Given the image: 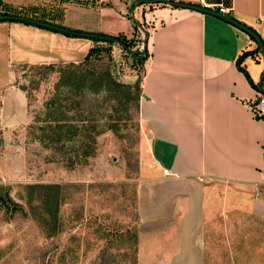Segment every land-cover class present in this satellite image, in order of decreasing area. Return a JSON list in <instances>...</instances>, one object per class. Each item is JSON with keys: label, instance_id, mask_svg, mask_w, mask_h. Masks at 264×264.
Instances as JSON below:
<instances>
[{"label": "crops", "instance_id": "0c3cea01", "mask_svg": "<svg viewBox=\"0 0 264 264\" xmlns=\"http://www.w3.org/2000/svg\"><path fill=\"white\" fill-rule=\"evenodd\" d=\"M134 1L144 0H0L3 9L79 32L143 40L130 18L137 15L139 24L150 26L144 30L148 58L137 113L146 175L135 188L137 264H204L203 234L212 225L232 213L264 224V116H254L259 92L245 74L253 84L264 82L243 66L260 65L264 53L255 52L258 45L248 34L216 16ZM204 3L216 12L228 9V17L255 31L264 44V0ZM74 13L94 20L83 24ZM92 47L90 39L0 22V60L6 67L0 68L1 134L24 133L30 120L26 91L15 84L17 63L79 64ZM247 51L255 57L241 59ZM128 78L124 83L136 81L134 74Z\"/></svg>", "mask_w": 264, "mask_h": 264}, {"label": "rangeland", "instance_id": "374dc122", "mask_svg": "<svg viewBox=\"0 0 264 264\" xmlns=\"http://www.w3.org/2000/svg\"><path fill=\"white\" fill-rule=\"evenodd\" d=\"M67 8L69 12L73 7ZM74 15L86 25L94 20L84 14ZM138 17L130 18L131 25L139 23ZM142 25L146 30L150 27ZM139 39L136 49L142 50ZM96 45L110 50L118 81H127L131 74L137 80L140 66L119 45L93 42ZM106 62L103 53L96 65L106 66ZM66 64L46 65L51 69L24 63L15 66V84L24 88L28 97L29 123L44 109L52 89L62 81V67ZM1 66L4 68L5 64L0 60ZM243 66L255 81L264 82L263 59L258 66L252 61ZM255 68L258 74L253 73ZM26 133L15 130L3 135L0 131V197L7 193L23 207L22 212L16 213L0 210V264H137L135 188L146 177L141 172L144 159L137 115L118 122L116 131L106 130L98 136L95 157L73 168L52 161L49 150ZM53 184L60 186L59 232L48 237L38 225L39 217L48 222V208L42 209L36 198L45 191L36 190L33 194L26 187ZM243 216L229 214L219 226L215 223L205 231L204 264H264V224Z\"/></svg>", "mask_w": 264, "mask_h": 264}, {"label": "trees", "instance_id": "16d2710c", "mask_svg": "<svg viewBox=\"0 0 264 264\" xmlns=\"http://www.w3.org/2000/svg\"><path fill=\"white\" fill-rule=\"evenodd\" d=\"M6 15L26 17L6 7L3 9L0 2V16ZM134 25L136 29L140 28L143 31L144 39L140 41L143 44V41H146L145 29L138 22ZM115 38L124 45L120 47L126 55L140 66V75H137V80L133 84L118 81L113 74L111 52L100 45L90 48L81 63L64 65L62 81L52 89L49 99L44 102V109L36 114L33 121L26 127L28 136L49 150L52 161L65 163L69 168L87 164L91 158L95 157L98 136L106 130L116 131L118 122L137 115L142 93L143 65L148 58V53L146 48L144 52L136 54L126 50V48L138 50L136 45L140 39L136 35L132 38L118 35ZM92 41L99 43L98 40ZM255 52H261L259 47ZM255 52H244L241 59L253 56ZM103 53L108 59L107 65H96ZM245 76L250 86L264 97L262 84H253L246 74ZM254 116L257 120L263 119L262 116L256 114ZM26 188L33 194L36 190L45 191L41 196L38 193L36 198L37 202L38 200L41 202L42 209L48 208L46 211L48 222L42 217H39L41 221L37 222L48 237L56 235L59 232L60 186L28 185ZM2 208L12 213L23 210L22 205L14 203L7 193L0 197V210Z\"/></svg>", "mask_w": 264, "mask_h": 264}, {"label": "water", "instance_id": "95a60500", "mask_svg": "<svg viewBox=\"0 0 264 264\" xmlns=\"http://www.w3.org/2000/svg\"><path fill=\"white\" fill-rule=\"evenodd\" d=\"M142 3H144V4L164 3L167 5L176 6V7H180V8H186V9L198 11V12H201L204 14L216 16V17H218V18H220V19H222L228 23L235 25L236 27H238L239 29L244 31L246 34H248L256 42L260 51L264 53V44H263L261 38L259 37V35L255 31H253L252 29H250L246 25L239 23L235 19L228 17V16H225V15H222V14H220V13H218L212 9L205 8L201 5H194V4H187V3H174V2L166 1V0H144V1H134L133 2V4H136V5H140ZM2 21L25 23V24L33 25V26L40 27L43 29L51 30L54 32L62 33L65 35H70L73 37L85 38V39H90V40H98L99 42H112V43H115L121 47H124V45L121 44L119 40H117L115 37H112V36H107V35H103V34H96V33H86V32L74 31L71 29H67V28L59 27L57 25H53V24L48 23V22L29 19L26 17H20V16H15V15L0 16V22H2ZM146 45H147V42L143 41L142 50H140V49L139 50H131L129 48H126V50L128 52H130L131 54H136V53H140V52L142 53V52H144Z\"/></svg>", "mask_w": 264, "mask_h": 264}, {"label": "built area", "instance_id": "2783aa9c", "mask_svg": "<svg viewBox=\"0 0 264 264\" xmlns=\"http://www.w3.org/2000/svg\"><path fill=\"white\" fill-rule=\"evenodd\" d=\"M199 1H200L201 6H203L205 8L213 9V7L204 3V0H199ZM218 13L225 15V16H228L229 10L220 6V7H218ZM255 114H257L258 116H264V97L260 93H258V99H257ZM263 184H264V182H263Z\"/></svg>", "mask_w": 264, "mask_h": 264}]
</instances>
